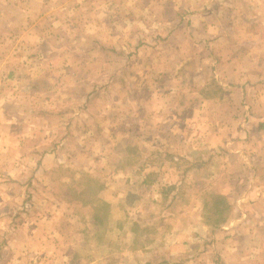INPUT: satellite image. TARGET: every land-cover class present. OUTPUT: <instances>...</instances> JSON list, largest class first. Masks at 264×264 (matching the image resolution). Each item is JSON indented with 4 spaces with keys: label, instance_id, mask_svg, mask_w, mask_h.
<instances>
[{
    "label": "rangeland",
    "instance_id": "374dc122",
    "mask_svg": "<svg viewBox=\"0 0 264 264\" xmlns=\"http://www.w3.org/2000/svg\"><path fill=\"white\" fill-rule=\"evenodd\" d=\"M263 122L264 0H0V264H264Z\"/></svg>",
    "mask_w": 264,
    "mask_h": 264
},
{
    "label": "trees",
    "instance_id": "16d2710c",
    "mask_svg": "<svg viewBox=\"0 0 264 264\" xmlns=\"http://www.w3.org/2000/svg\"><path fill=\"white\" fill-rule=\"evenodd\" d=\"M213 81H214V80H213ZM215 82H216V81H215ZM215 84H216V87L219 88V90H220L221 92H223L221 86H219L217 83H215ZM259 130H260V131H264V122L259 124ZM98 191H99V189H98ZM98 191H96V193H97Z\"/></svg>",
    "mask_w": 264,
    "mask_h": 264
},
{
    "label": "crops",
    "instance_id": "0c3cea01",
    "mask_svg": "<svg viewBox=\"0 0 264 264\" xmlns=\"http://www.w3.org/2000/svg\"><path fill=\"white\" fill-rule=\"evenodd\" d=\"M219 86H221V88H222V91L224 92L225 90H224V88H223V85H221V84H219V83H217Z\"/></svg>",
    "mask_w": 264,
    "mask_h": 264
}]
</instances>
